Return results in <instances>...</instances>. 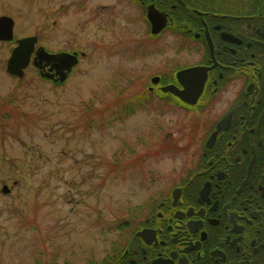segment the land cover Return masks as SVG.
Instances as JSON below:
<instances>
[{
	"label": "rangeland",
	"instance_id": "rangeland-1",
	"mask_svg": "<svg viewBox=\"0 0 264 264\" xmlns=\"http://www.w3.org/2000/svg\"><path fill=\"white\" fill-rule=\"evenodd\" d=\"M120 11L116 0H0L14 39L79 54L61 84L32 64L19 79L5 70L15 42H0V264L102 261L117 225L183 158L192 115L139 101L144 74L174 68L172 40ZM157 44L163 56L134 53Z\"/></svg>",
	"mask_w": 264,
	"mask_h": 264
},
{
	"label": "flooded vegetation",
	"instance_id": "flooded-vegetation-1",
	"mask_svg": "<svg viewBox=\"0 0 264 264\" xmlns=\"http://www.w3.org/2000/svg\"><path fill=\"white\" fill-rule=\"evenodd\" d=\"M116 1L147 36H170L174 68L161 63L144 74L139 101L145 111L155 101L159 115L165 108L192 115L191 142L177 148L183 158L169 180L155 183L121 222L104 264H264V0ZM153 10L164 22L156 34ZM165 52L157 44L134 53ZM45 69L57 84L53 63Z\"/></svg>",
	"mask_w": 264,
	"mask_h": 264
},
{
	"label": "water",
	"instance_id": "water-1",
	"mask_svg": "<svg viewBox=\"0 0 264 264\" xmlns=\"http://www.w3.org/2000/svg\"><path fill=\"white\" fill-rule=\"evenodd\" d=\"M148 18L152 24L151 32L153 34L158 33L164 25L159 23V18L156 15V12L148 11ZM14 20L7 15L0 16V41L9 42L13 40L14 33ZM37 43L36 36H28L20 38L16 41L15 47L12 49L7 61L5 70L6 73L10 76L16 78H22L24 75V70L30 64L31 55L34 53L35 56L33 58V64L41 70H44L45 66L49 63H53V66L57 69L56 74L59 75V80L63 81L66 77L67 72L71 70V68L77 64V56L75 54L67 53V52H60L57 54H50L45 51L42 47L35 49V44ZM42 62L44 65L42 66ZM51 69V68H50ZM61 72H58L60 71ZM194 70L190 69L180 74H185L188 76ZM42 76H48L47 73L41 72ZM165 90L171 91L173 94L177 95L184 101H188L186 99L184 91H179L174 86H168ZM198 95V94H197ZM194 100L191 102L193 103ZM1 191L3 193H8L9 188L4 185L2 186Z\"/></svg>",
	"mask_w": 264,
	"mask_h": 264
},
{
	"label": "trees",
	"instance_id": "trees-1",
	"mask_svg": "<svg viewBox=\"0 0 264 264\" xmlns=\"http://www.w3.org/2000/svg\"><path fill=\"white\" fill-rule=\"evenodd\" d=\"M11 102H12L11 99H7V102H6V103L9 105ZM128 108L131 109V107H128ZM7 111H8V110H7ZM7 111H6L5 114H3V117H5V118H9V117H8V116H9V115H8V112H9V111H8V112H7ZM122 227H123L122 224L119 223V224L117 225V230H118V229H122ZM87 264H104V260H102V261H97V262H96V261H93V262L90 261V262H88Z\"/></svg>",
	"mask_w": 264,
	"mask_h": 264
}]
</instances>
